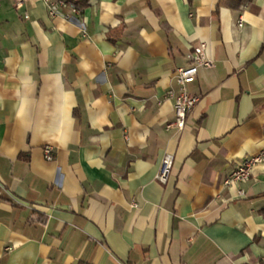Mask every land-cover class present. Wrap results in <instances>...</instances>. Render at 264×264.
<instances>
[{
  "label": "crops",
  "instance_id": "obj_1",
  "mask_svg": "<svg viewBox=\"0 0 264 264\" xmlns=\"http://www.w3.org/2000/svg\"><path fill=\"white\" fill-rule=\"evenodd\" d=\"M78 7L0 3V264H264V162L224 183L264 150V0ZM199 41L215 66L179 130Z\"/></svg>",
  "mask_w": 264,
  "mask_h": 264
},
{
  "label": "built area",
  "instance_id": "obj_2",
  "mask_svg": "<svg viewBox=\"0 0 264 264\" xmlns=\"http://www.w3.org/2000/svg\"><path fill=\"white\" fill-rule=\"evenodd\" d=\"M2 0H0L1 3ZM17 8L23 7L28 0H12ZM50 17H64L71 19L74 15L81 13L80 8L69 0H44ZM28 17V16H27ZM214 59L208 53V45L205 41H199L193 47V52L188 55V63L177 69L174 80L177 87L168 90L167 96L173 101L175 119L169 123V127L176 126L179 130L186 127L188 114L194 108L199 98L192 95L189 91V85L193 83L198 76L201 68H213ZM44 155L47 160L54 158L53 147L46 145ZM264 162V150L257 155L247 156L240 163L236 164L224 181L226 186H233L247 181L251 178L254 168ZM173 167V155L166 153L162 159L160 171L156 179L161 183H167Z\"/></svg>",
  "mask_w": 264,
  "mask_h": 264
},
{
  "label": "trees",
  "instance_id": "obj_3",
  "mask_svg": "<svg viewBox=\"0 0 264 264\" xmlns=\"http://www.w3.org/2000/svg\"><path fill=\"white\" fill-rule=\"evenodd\" d=\"M69 1L75 3L78 6H80V5H82V6L87 5V0H76V1L75 0H69ZM79 264H84V263H79Z\"/></svg>",
  "mask_w": 264,
  "mask_h": 264
}]
</instances>
